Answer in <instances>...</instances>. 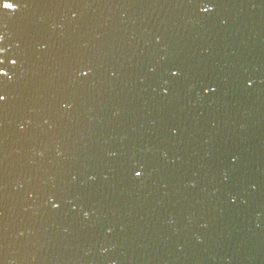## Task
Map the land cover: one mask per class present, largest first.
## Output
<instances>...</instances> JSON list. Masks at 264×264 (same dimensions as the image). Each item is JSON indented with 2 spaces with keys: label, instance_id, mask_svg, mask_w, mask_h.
Segmentation results:
<instances>
[{
  "label": "water",
  "instance_id": "1",
  "mask_svg": "<svg viewBox=\"0 0 264 264\" xmlns=\"http://www.w3.org/2000/svg\"><path fill=\"white\" fill-rule=\"evenodd\" d=\"M0 264H264V0H0Z\"/></svg>",
  "mask_w": 264,
  "mask_h": 264
},
{
  "label": "snow or ice",
  "instance_id": "2",
  "mask_svg": "<svg viewBox=\"0 0 264 264\" xmlns=\"http://www.w3.org/2000/svg\"><path fill=\"white\" fill-rule=\"evenodd\" d=\"M4 99V97L3 96H0V101H2Z\"/></svg>",
  "mask_w": 264,
  "mask_h": 264
}]
</instances>
